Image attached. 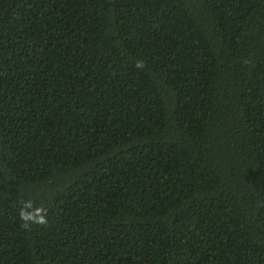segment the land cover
<instances>
[{
  "label": "trees",
  "instance_id": "trees-1",
  "mask_svg": "<svg viewBox=\"0 0 264 264\" xmlns=\"http://www.w3.org/2000/svg\"><path fill=\"white\" fill-rule=\"evenodd\" d=\"M0 264H264V0H0Z\"/></svg>",
  "mask_w": 264,
  "mask_h": 264
},
{
  "label": "clouds",
  "instance_id": "clouds-1",
  "mask_svg": "<svg viewBox=\"0 0 264 264\" xmlns=\"http://www.w3.org/2000/svg\"><path fill=\"white\" fill-rule=\"evenodd\" d=\"M137 67H142V62H137ZM18 218L22 227L28 228L32 224L43 225L46 223V210L34 207L31 200L23 202L22 207L18 209Z\"/></svg>",
  "mask_w": 264,
  "mask_h": 264
}]
</instances>
